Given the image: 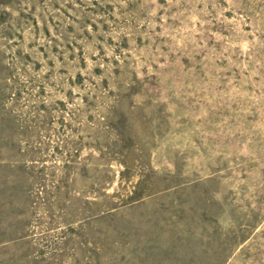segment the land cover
Listing matches in <instances>:
<instances>
[{
    "label": "rangeland",
    "instance_id": "rangeland-1",
    "mask_svg": "<svg viewBox=\"0 0 264 264\" xmlns=\"http://www.w3.org/2000/svg\"><path fill=\"white\" fill-rule=\"evenodd\" d=\"M0 264H264V0H0Z\"/></svg>",
    "mask_w": 264,
    "mask_h": 264
}]
</instances>
